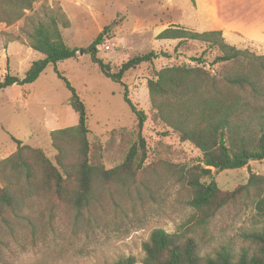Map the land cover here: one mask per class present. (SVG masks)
<instances>
[{"label": "rangeland", "instance_id": "obj_1", "mask_svg": "<svg viewBox=\"0 0 264 264\" xmlns=\"http://www.w3.org/2000/svg\"><path fill=\"white\" fill-rule=\"evenodd\" d=\"M199 3V4H198ZM63 0L69 20L61 28L63 39L78 48L75 58L57 64V70L74 88L86 107L88 140L95 160L105 168L119 165L136 140V118L123 99V86L106 78L92 63L89 46L103 27L118 24L98 48V57L114 71L128 59L147 53L167 52L152 63H141L124 73L128 98L146 114L142 136L147 159L127 189L103 195L91 214L76 220L73 211L53 208L40 198L26 208L30 221L16 218L8 227L0 221V264H110L133 256L143 264L142 243L155 228L179 231L200 245L202 254L221 248L239 254L250 246L247 238L264 228V159L250 161L238 169L214 174L222 192L234 191L248 182L250 172L258 177L256 187L239 191L235 199L205 223H197L188 205L189 194L167 174V163L191 166L201 152L156 117L151 108L147 80L155 71L171 65H195L205 47L197 41L156 39L169 26L192 31L220 30L226 42L255 55L264 54V0ZM50 1L33 5L40 13ZM56 5V4H54ZM261 25L255 24L257 22ZM24 17L6 26L0 23V81L6 73L22 77L30 64L43 56L28 46L23 32ZM177 45L176 49L175 46ZM215 50L204 53L209 63ZM218 65H214L215 70ZM70 92L52 65L23 86L0 90V160L16 150L14 139L40 148L53 159L51 131L74 126L77 114L67 100ZM264 206V205H262ZM48 212V213H47Z\"/></svg>", "mask_w": 264, "mask_h": 264}, {"label": "trees", "instance_id": "obj_2", "mask_svg": "<svg viewBox=\"0 0 264 264\" xmlns=\"http://www.w3.org/2000/svg\"><path fill=\"white\" fill-rule=\"evenodd\" d=\"M42 0H0V23L9 26L24 17L23 32L28 46L43 57L34 60L22 77L6 73L0 90L12 85L34 82L47 65H52L70 92L67 100L77 114L74 126L51 131L53 159L40 148L14 139L16 150L0 160V221L11 227L16 218L30 221L26 208L35 198L50 204L56 218L59 208L74 212L77 219L91 214L101 203L103 195L127 189L143 169L147 149L142 136L146 114L128 98L122 82L125 72L141 63H152L167 52L153 50L123 62L116 71L98 57L104 36L117 26V20L103 27L89 46L90 59L100 72L123 86V99L136 118V140L123 161L105 168L91 153L88 140L86 107L74 88L57 70L63 60L75 58L78 48L70 47L63 39L61 28L69 20L57 1L46 4L40 13L33 5ZM194 3V0H190ZM56 4V5H54ZM156 39L197 41L205 47L195 65H171L155 71L147 80L151 108L156 117L175 132L180 141H189L201 152V159L191 166L167 163L165 170L189 194L188 205L197 223H205L235 199L239 191L256 187L258 177L250 172L248 182L233 192H222L214 174L223 170L247 166L250 161L264 159V54L255 55L227 43L220 30L192 31L169 26ZM175 46V49L177 47ZM207 50L217 54L208 63ZM218 65L214 70L213 66ZM113 190L110 192V189ZM264 198L257 200L260 212ZM48 213V212H47ZM250 246L233 254L221 248L213 254H202L200 245L191 236L153 229L142 243L143 264H264V228L247 236ZM133 256L121 257L110 264H135Z\"/></svg>", "mask_w": 264, "mask_h": 264}, {"label": "crops", "instance_id": "obj_3", "mask_svg": "<svg viewBox=\"0 0 264 264\" xmlns=\"http://www.w3.org/2000/svg\"><path fill=\"white\" fill-rule=\"evenodd\" d=\"M48 1H50V3H52L53 1H57V2L59 3V5L61 6V8L63 9V11H65V10H64V6H63V0H48ZM196 2L198 3V0H196ZM198 4H199V3H198ZM255 24H257V25H261V24L258 23V21L255 22ZM222 34H223V33H222ZM223 37H224V39H225V41H226V38H225L224 34H223ZM227 43H228V42H227Z\"/></svg>", "mask_w": 264, "mask_h": 264}]
</instances>
